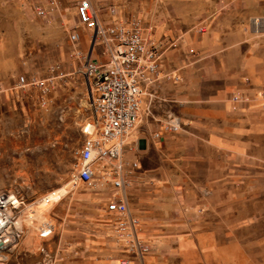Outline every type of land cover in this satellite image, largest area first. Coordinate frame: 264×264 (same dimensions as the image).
Returning a JSON list of instances; mask_svg holds the SVG:
<instances>
[{
	"label": "rangeland",
	"instance_id": "rangeland-1",
	"mask_svg": "<svg viewBox=\"0 0 264 264\" xmlns=\"http://www.w3.org/2000/svg\"><path fill=\"white\" fill-rule=\"evenodd\" d=\"M92 1L104 23L140 19L147 32L155 34L162 25L181 23L175 7L191 0ZM77 2L0 0V192L24 199L20 218L25 227L20 248L0 256L8 264H117L121 255L118 227L122 218L108 211L115 190L104 179V170H99L94 186L78 179L77 152L86 137L84 127L96 114L70 30L78 26L82 32L84 54L92 50L93 57L98 55L92 32L88 36L79 24ZM146 3L150 7L141 14ZM199 26L193 31L202 35L197 32ZM179 36L167 38L159 32L156 38L176 49L182 44ZM21 75L55 79L45 103L38 100L36 88H15ZM148 92L126 150L127 160L137 159L140 164L128 176L130 210L139 219V233L146 234L140 238L151 246L148 255L158 252L170 264H179V238L195 237L196 224L211 221L209 216L195 215L192 194V179L209 175L203 157L211 153L207 136L186 131L191 127L202 131L201 125L184 121L180 133L164 132L163 125L175 107L151 100ZM234 166L235 181L250 177L257 189V166L248 162ZM73 179L78 180L76 185ZM59 189V201L41 202ZM239 189L235 184V193ZM257 198L253 194L249 202L235 199L234 215L229 218L233 231L228 235L251 258H256L258 241H264V202ZM46 219L55 231L43 238L38 225ZM196 259H203L200 253Z\"/></svg>",
	"mask_w": 264,
	"mask_h": 264
},
{
	"label": "crops",
	"instance_id": "crops-1",
	"mask_svg": "<svg viewBox=\"0 0 264 264\" xmlns=\"http://www.w3.org/2000/svg\"><path fill=\"white\" fill-rule=\"evenodd\" d=\"M149 7L143 5L141 14ZM175 9L181 23L162 25L155 34L147 32L163 51L160 79L148 94L162 106L168 102L175 107L168 116L178 115L182 123L205 127L186 131L207 136L211 153L203 157L209 175L192 179L195 215L209 216L211 221L196 224L195 237L179 238V264H264V241H258L256 258H251L228 235L233 231L229 218L234 215L235 199L249 202L256 194L264 202V0H191ZM253 18H262L263 23L257 26ZM197 24L207 32L197 35L193 31ZM83 30L89 36L90 31ZM159 32L167 38L180 34L181 47L168 48L156 38ZM235 95L248 101L235 102L231 99ZM240 162L257 166V189L250 177L235 181L234 165ZM235 184L240 186L236 193ZM199 253L201 261L196 259ZM130 264L170 263L155 252Z\"/></svg>",
	"mask_w": 264,
	"mask_h": 264
},
{
	"label": "built area",
	"instance_id": "built-area-1",
	"mask_svg": "<svg viewBox=\"0 0 264 264\" xmlns=\"http://www.w3.org/2000/svg\"><path fill=\"white\" fill-rule=\"evenodd\" d=\"M76 9L79 24L92 32L93 48L98 55L84 54L78 26L70 30L69 38L90 85L96 114L84 127L86 137L77 152L78 179L94 186L99 170H104V179L115 190L108 202V211L122 218L118 229L123 246L117 264H130L134 259L143 260L151 246L140 238L139 219L130 210L128 176L140 164L137 159L128 161L126 150L141 117L143 95L160 79L163 51L140 19L104 23L92 0H78ZM204 31V26L199 27V32ZM101 68H109V75H101ZM54 80L21 75L15 88H36L38 100L45 103ZM232 100L247 102L248 98L235 95ZM182 126L181 118L172 114L164 123L163 131L177 133ZM54 195H47L41 202L46 205L58 201L53 200ZM23 205L24 199L16 194L0 192V256L21 246L25 235L20 218ZM38 230L41 237L47 238L54 234L55 225L42 220ZM0 264L8 261L0 257Z\"/></svg>",
	"mask_w": 264,
	"mask_h": 264
},
{
	"label": "bare ground",
	"instance_id": "bare-ground-1",
	"mask_svg": "<svg viewBox=\"0 0 264 264\" xmlns=\"http://www.w3.org/2000/svg\"><path fill=\"white\" fill-rule=\"evenodd\" d=\"M252 22L255 24V25H260L261 23H263V20L262 18H253L252 19ZM101 75H109V68H101ZM73 182V185H76L78 183V180L77 179H73L72 180ZM59 192V193H58ZM53 193H55V197L53 200H60L61 199V193H60V189L57 190V191H54L52 193H50V195H52ZM139 236L140 237H143V232H140L139 233Z\"/></svg>",
	"mask_w": 264,
	"mask_h": 264
}]
</instances>
